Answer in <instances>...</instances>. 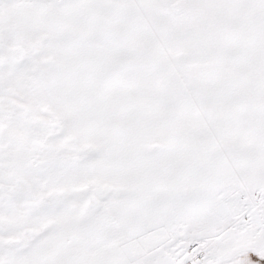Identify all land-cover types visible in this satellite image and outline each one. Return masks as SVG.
Returning a JSON list of instances; mask_svg holds the SVG:
<instances>
[{
	"label": "snow or ice",
	"instance_id": "obj_1",
	"mask_svg": "<svg viewBox=\"0 0 264 264\" xmlns=\"http://www.w3.org/2000/svg\"><path fill=\"white\" fill-rule=\"evenodd\" d=\"M0 264H264V0H0Z\"/></svg>",
	"mask_w": 264,
	"mask_h": 264
}]
</instances>
